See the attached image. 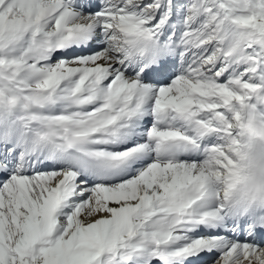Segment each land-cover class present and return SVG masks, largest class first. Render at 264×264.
I'll list each match as a JSON object with an SVG mask.
<instances>
[{"label":"snow or ice","instance_id":"obj_1","mask_svg":"<svg viewBox=\"0 0 264 264\" xmlns=\"http://www.w3.org/2000/svg\"><path fill=\"white\" fill-rule=\"evenodd\" d=\"M0 264H264V0H0Z\"/></svg>","mask_w":264,"mask_h":264}]
</instances>
